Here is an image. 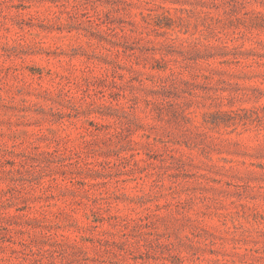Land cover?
Listing matches in <instances>:
<instances>
[{
	"label": "rangeland",
	"instance_id": "rangeland-1",
	"mask_svg": "<svg viewBox=\"0 0 264 264\" xmlns=\"http://www.w3.org/2000/svg\"><path fill=\"white\" fill-rule=\"evenodd\" d=\"M0 264H264V0H0Z\"/></svg>",
	"mask_w": 264,
	"mask_h": 264
},
{
	"label": "trees",
	"instance_id": "trees-1",
	"mask_svg": "<svg viewBox=\"0 0 264 264\" xmlns=\"http://www.w3.org/2000/svg\"><path fill=\"white\" fill-rule=\"evenodd\" d=\"M165 27H167V26H165ZM235 59V61H237V63H238V60H237V58H234Z\"/></svg>",
	"mask_w": 264,
	"mask_h": 264
}]
</instances>
